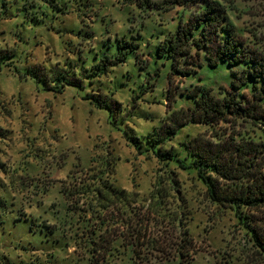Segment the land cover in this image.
<instances>
[{"label":"rangeland","instance_id":"obj_1","mask_svg":"<svg viewBox=\"0 0 264 264\" xmlns=\"http://www.w3.org/2000/svg\"><path fill=\"white\" fill-rule=\"evenodd\" d=\"M25 1L0 0V197L9 211L0 224V264H90L88 255H82V243L76 246L59 229L52 231L42 224L56 223L66 208L63 189L85 179V171L104 160L115 165V185L139 192L136 208L145 209L144 200L157 178L166 185L167 175L178 181L187 205L183 222L192 238L189 264H264L251 233L234 211L210 202L206 187L192 170L164 165L151 152L139 154L122 134L127 129L143 138L170 109L191 103L181 98L170 105L168 87L179 98L199 78L214 87L227 83L226 71L175 76L168 84L171 61L158 56L157 50L167 25H161L158 17L157 23L149 19V12L135 5L56 0L62 10L52 15L47 10L30 22L22 9ZM226 4L237 6L233 19L246 37H256L264 56V0ZM173 14L163 19L173 20ZM121 38L136 47L116 64ZM137 54L142 67L135 61ZM57 69H63L72 82L57 80ZM212 135L203 125L188 123L170 144L179 148L183 141H207ZM245 212L264 234V206ZM17 213L37 222L16 221ZM161 220L154 213L147 224L156 237L167 235L173 241L178 231L170 234L168 223ZM121 244L119 240L118 251L111 252L105 264H130L131 254ZM149 258L151 263L146 259L141 264H169L155 262L154 253Z\"/></svg>","mask_w":264,"mask_h":264},{"label":"trees","instance_id":"obj_2","mask_svg":"<svg viewBox=\"0 0 264 264\" xmlns=\"http://www.w3.org/2000/svg\"><path fill=\"white\" fill-rule=\"evenodd\" d=\"M117 1L122 5H135L149 12V19L158 17L161 25H167L168 30L157 50L158 56L171 61L168 84L175 76L188 78L200 71L210 72V69H216L215 72L222 69L228 75L227 83L217 87L199 78L193 88L180 93L179 98L174 89L168 87L170 105L181 98L191 103L170 109L162 123L143 138L122 129L124 138L139 154L151 152L164 165L173 163L181 169L192 170L206 187L211 203L234 211L264 259V234L252 226L254 220L245 212L264 206V56L256 45V37H246L245 30L239 28L233 19L238 8L227 5L229 0ZM23 5L30 22L40 19L47 10L51 15L62 10L56 0H26ZM171 12H174L172 21L163 19ZM117 46L113 60L116 64L124 62L133 46L136 47L122 38ZM138 57L137 54L136 63L144 66L137 62ZM57 70V80L72 82L63 69ZM188 123L203 125L212 132L213 139L192 138L180 143L179 148L170 144ZM114 170L115 165L106 160L98 167H89L85 179L71 182L70 188L61 192L66 208L56 223L42 225L52 231L59 229L64 238L74 239L76 246L82 243V255H88L90 264H105L111 252L118 251L119 240L131 254L130 264L149 261L153 253L155 262L189 264L192 238L187 222H183L187 205L180 195L178 181L167 175L166 185L161 177L157 178L154 189L144 200L145 209L136 208L139 192L115 185ZM174 201H178V208ZM7 206L0 197V224L9 214ZM154 213L161 216V222L168 223L170 234L178 231L173 241L169 242L167 235H160L161 239L156 237L157 233L149 228L147 221ZM28 218L33 224L37 222L19 213L15 220ZM153 220L158 221L155 216ZM79 221H84V225ZM171 249H174L173 254Z\"/></svg>","mask_w":264,"mask_h":264}]
</instances>
